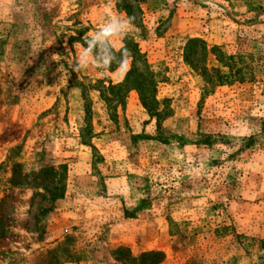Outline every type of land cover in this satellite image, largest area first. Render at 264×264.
Here are the masks:
<instances>
[{
  "label": "rangeland",
  "instance_id": "374dc122",
  "mask_svg": "<svg viewBox=\"0 0 264 264\" xmlns=\"http://www.w3.org/2000/svg\"><path fill=\"white\" fill-rule=\"evenodd\" d=\"M0 228V264H264V0H0Z\"/></svg>",
  "mask_w": 264,
  "mask_h": 264
},
{
  "label": "trees",
  "instance_id": "16d2710c",
  "mask_svg": "<svg viewBox=\"0 0 264 264\" xmlns=\"http://www.w3.org/2000/svg\"><path fill=\"white\" fill-rule=\"evenodd\" d=\"M95 47L85 46L87 47L95 57H97L98 49H108V55L110 59V63L108 66H112L118 62V57L125 51H128L135 58L134 60H141L143 64H145L144 72H140L136 67H132V69L127 73L125 80L123 83L118 85H112L109 83L108 87L102 88L99 90L101 99L105 102V104L109 108L115 109V106H112L114 102L116 104H122V98L124 97L121 93L123 91L134 90L138 94V98L141 106L147 111V113L154 118H164L168 114L166 110H161V103L156 100L157 93V82L155 80V75L150 69L146 66V62L141 59V54L135 44H130V46H125L119 52L113 51L107 44L94 42ZM196 43V41H195ZM130 47V48H128ZM107 55V53H106ZM220 61V58H217ZM107 94V95H106ZM167 109V108H166ZM166 113V114H165ZM18 165L13 166V175L11 179L8 181L12 188L20 185V182H26L27 176L23 175L22 179H18L21 176V173L16 174L15 170L18 168ZM4 202V201H3ZM5 237L4 229L0 228V240ZM160 254L158 253H147L142 254L138 258L133 259L131 264H155L157 258H160Z\"/></svg>",
  "mask_w": 264,
  "mask_h": 264
}]
</instances>
